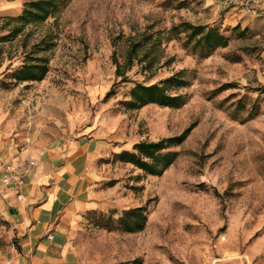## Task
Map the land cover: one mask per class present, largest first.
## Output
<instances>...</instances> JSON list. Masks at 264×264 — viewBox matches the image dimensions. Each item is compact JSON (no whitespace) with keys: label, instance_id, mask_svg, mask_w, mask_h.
Wrapping results in <instances>:
<instances>
[{"label":"rangeland","instance_id":"rangeland-1","mask_svg":"<svg viewBox=\"0 0 264 264\" xmlns=\"http://www.w3.org/2000/svg\"><path fill=\"white\" fill-rule=\"evenodd\" d=\"M23 1L0 0V24L19 14ZM222 2L60 0L55 14L25 29L28 46L41 38L54 43L40 81L8 77L23 61V34L0 44V160L63 152L82 134L110 143L95 161V208L69 230L79 264H264V19ZM181 20L218 27L228 45L202 57L173 38L163 43L169 64L152 76L134 64L120 81L113 58L123 62L127 37L145 29L165 33ZM180 70L189 80L172 90L183 96L181 105L126 110L134 83ZM187 127L172 148L176 160L159 175L113 156ZM5 191L0 185V202ZM140 206L143 228L126 231L119 217ZM0 264H26L3 203Z\"/></svg>","mask_w":264,"mask_h":264},{"label":"trees","instance_id":"trees-1","mask_svg":"<svg viewBox=\"0 0 264 264\" xmlns=\"http://www.w3.org/2000/svg\"><path fill=\"white\" fill-rule=\"evenodd\" d=\"M60 0H24L22 9L15 16H4L0 24V30L6 31L0 36V44L5 41H12L23 34L21 49L23 61L21 65L10 72L9 78L16 82L40 81L49 70V57L47 52L52 49L54 43L52 39L41 38L27 43L28 25H38L43 23L48 17L55 14L59 9ZM237 26L233 27L236 30ZM243 30L238 32L243 35ZM182 35V36H181ZM173 38H182V45L189 47L193 51L206 57L218 48H224L229 43V38L216 26L206 24H194L186 20H181L177 24H172L169 29L143 30L136 36H128L126 49L123 54V62H118L113 58L115 64V75L120 81H127L126 72L134 64L140 66L141 72L147 76H152L159 67L169 64L172 57L165 55L163 43ZM161 59L162 62H161ZM188 78L185 71L180 70L172 73L159 81L149 84L134 83L129 90V99L125 102L126 110H137L147 104H157L159 106L176 107L183 103L184 98L177 92L179 88L187 86ZM227 85L222 86L226 87ZM110 88L105 97L112 93ZM191 127H187L181 133L156 141L140 140L131 146V150L122 149L113 154L114 158L120 162H128L142 171L159 175L167 169L177 158L178 152L172 149L180 145L187 137ZM146 220L143 207L129 208L121 214L119 222L124 229L129 232L139 231L143 228Z\"/></svg>","mask_w":264,"mask_h":264},{"label":"crops","instance_id":"crops-1","mask_svg":"<svg viewBox=\"0 0 264 264\" xmlns=\"http://www.w3.org/2000/svg\"><path fill=\"white\" fill-rule=\"evenodd\" d=\"M109 148L108 140L82 134L63 152L43 151L34 159L35 166L25 176L22 201L5 189L0 203L21 238L26 264H79L69 230L81 212L95 208L91 186L95 161ZM20 154L16 157L33 159Z\"/></svg>","mask_w":264,"mask_h":264},{"label":"built area","instance_id":"built-area-1","mask_svg":"<svg viewBox=\"0 0 264 264\" xmlns=\"http://www.w3.org/2000/svg\"><path fill=\"white\" fill-rule=\"evenodd\" d=\"M222 5L223 8H235L242 15L264 19V0H223ZM34 166V159H21L19 157L1 159L0 185L11 191L16 200L22 201L25 176L30 173ZM46 237L51 239L52 235L47 234Z\"/></svg>","mask_w":264,"mask_h":264}]
</instances>
